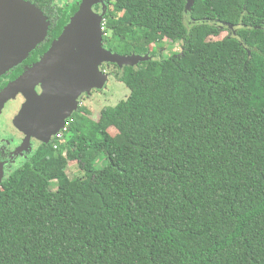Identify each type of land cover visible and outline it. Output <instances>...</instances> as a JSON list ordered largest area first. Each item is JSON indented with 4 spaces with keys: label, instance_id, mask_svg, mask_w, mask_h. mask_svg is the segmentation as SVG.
<instances>
[{
    "label": "trees",
    "instance_id": "trees-1",
    "mask_svg": "<svg viewBox=\"0 0 264 264\" xmlns=\"http://www.w3.org/2000/svg\"><path fill=\"white\" fill-rule=\"evenodd\" d=\"M105 4V48L150 59L4 181L0 264H264V0Z\"/></svg>",
    "mask_w": 264,
    "mask_h": 264
},
{
    "label": "water",
    "instance_id": "water-1",
    "mask_svg": "<svg viewBox=\"0 0 264 264\" xmlns=\"http://www.w3.org/2000/svg\"><path fill=\"white\" fill-rule=\"evenodd\" d=\"M101 1L81 0L79 9L42 59L0 93V106L20 95L27 98L28 104L16 118L15 126L29 137L45 141L47 134L56 135L78 110L80 96L105 89L108 76L102 71L104 64L123 69L150 59L148 55L123 56L105 48V12L94 11ZM194 3L187 0L188 15ZM49 27L47 17L31 3L0 0V77L44 42ZM38 86L41 94L36 91Z\"/></svg>",
    "mask_w": 264,
    "mask_h": 264
},
{
    "label": "flooded vegetation",
    "instance_id": "flooded-vegetation-1",
    "mask_svg": "<svg viewBox=\"0 0 264 264\" xmlns=\"http://www.w3.org/2000/svg\"><path fill=\"white\" fill-rule=\"evenodd\" d=\"M25 1L38 7L50 22L48 35L44 40L47 42L48 48L45 52L42 51L38 52L37 51V48L39 47L38 45L37 48L32 53H30L29 57L25 61H23L14 69L8 71L6 74L2 75L0 77V93L9 85V83L18 79L28 68L33 67L36 63H38L42 59L44 54L51 47L52 43L56 39H58L62 31L64 30L65 26L68 24L67 23L61 28V23L67 18V15L71 14L70 10H72V7L79 0H25ZM106 1L108 0H103L97 5H95L94 11L97 13H103V12L106 13V10H104L105 8L103 7L104 5L103 3H105ZM110 6L111 4L109 5V7ZM58 7H60L59 10ZM101 8H103V11L101 10ZM47 13L49 16L47 15ZM73 15H71L70 18ZM51 29L54 30V34H56V36L49 34ZM58 32L60 33L58 34ZM50 35H51V39H49ZM110 65L112 64H104V66L102 67V71L103 69H105V67H108ZM36 91L38 94H41L42 93L41 87L38 86L36 88ZM92 92L90 94L87 93L80 96L78 100V110L76 112L82 111L83 109L87 110L85 100L90 98ZM27 104H28L27 98L24 95H20L17 96L16 98L9 100L4 105L0 106V187H3L4 181L9 177L11 173L15 172L16 169L21 168L27 162L32 160L37 155L39 149H41L43 145H48L52 143L54 139L53 136H49L50 134H47L46 137L44 138L45 141L47 142L35 137H29L15 126L16 118L19 116L22 109ZM76 112H74V114ZM70 118L67 119L65 123H67L70 120Z\"/></svg>",
    "mask_w": 264,
    "mask_h": 264
},
{
    "label": "rangeland",
    "instance_id": "rangeland-1",
    "mask_svg": "<svg viewBox=\"0 0 264 264\" xmlns=\"http://www.w3.org/2000/svg\"><path fill=\"white\" fill-rule=\"evenodd\" d=\"M112 9H114L112 7ZM228 35V32L221 33L218 37H211L210 40L217 41L221 40ZM182 49V43L177 42L171 44L165 40L161 44L160 54L167 58L174 54L180 53ZM104 66V65H103ZM102 66V67H103ZM103 72L108 76V83L106 88L103 90L93 91L90 98L85 100L87 106L88 115L92 120H98L101 112L107 107H115L121 101L126 100L130 94L129 89L125 83L121 82L117 78L119 69L115 65H110L103 69ZM112 133H115L112 131ZM102 163L97 165L96 168L102 167ZM68 176L72 179L79 174V170L75 164H71L67 170ZM53 190L57 188V183H53Z\"/></svg>",
    "mask_w": 264,
    "mask_h": 264
},
{
    "label": "built area",
    "instance_id": "built-area-1",
    "mask_svg": "<svg viewBox=\"0 0 264 264\" xmlns=\"http://www.w3.org/2000/svg\"><path fill=\"white\" fill-rule=\"evenodd\" d=\"M103 26H105V20H104ZM68 125H69V122L65 123L64 128L55 135V140H56V143L54 144L55 149H58L60 145H63L65 143V134L68 131Z\"/></svg>",
    "mask_w": 264,
    "mask_h": 264
},
{
    "label": "clouds",
    "instance_id": "clouds-1",
    "mask_svg": "<svg viewBox=\"0 0 264 264\" xmlns=\"http://www.w3.org/2000/svg\"><path fill=\"white\" fill-rule=\"evenodd\" d=\"M103 23H104V18H103ZM102 31L105 32V26H103V25H102ZM64 126H65V125H64ZM63 128H64V127H63ZM63 128H62V129H63ZM62 129H61V130H62ZM61 130H60V131H61ZM60 131H59V132H60ZM59 132H58V133H59ZM67 132H68V131H67ZM66 134H67V133H66ZM66 134H65V136H66ZM53 137H54L53 142L56 143L55 135H54ZM65 142H66V138H65ZM55 143H54V144H55Z\"/></svg>",
    "mask_w": 264,
    "mask_h": 264
}]
</instances>
